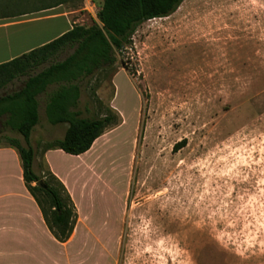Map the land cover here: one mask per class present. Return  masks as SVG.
Masks as SVG:
<instances>
[{"label": "rangeland", "instance_id": "374dc122", "mask_svg": "<svg viewBox=\"0 0 264 264\" xmlns=\"http://www.w3.org/2000/svg\"><path fill=\"white\" fill-rule=\"evenodd\" d=\"M102 4L0 0V25L66 10L73 26L90 27ZM63 26L9 33L37 32L41 43ZM109 110L118 124L73 157L46 152L67 126L49 124L41 104L34 170L64 185L76 216L63 244L6 140L21 137L1 134L0 264H264V0H186L171 17L139 27L114 70L83 84L82 117Z\"/></svg>", "mask_w": 264, "mask_h": 264}, {"label": "trees", "instance_id": "16d2710c", "mask_svg": "<svg viewBox=\"0 0 264 264\" xmlns=\"http://www.w3.org/2000/svg\"><path fill=\"white\" fill-rule=\"evenodd\" d=\"M185 1L103 0L94 25H74L51 43L0 65V92L16 80L27 78L19 91L6 96L0 94V120L5 119L2 134L10 132L21 137H6V140L18 151L25 186L58 242L63 244L70 239L76 216L64 185L57 180L58 190L34 170L36 153L31 137L40 122V98H46L49 124L67 126L64 138L50 144L46 152L59 150L73 157L88 153L109 128L118 124V117L109 110L102 117L83 118L79 111L83 84L98 74L114 70L117 54L122 55L132 46L139 27L171 17ZM52 88L55 89L51 91ZM37 193L43 194L50 213Z\"/></svg>", "mask_w": 264, "mask_h": 264}, {"label": "crops", "instance_id": "0c3cea01", "mask_svg": "<svg viewBox=\"0 0 264 264\" xmlns=\"http://www.w3.org/2000/svg\"><path fill=\"white\" fill-rule=\"evenodd\" d=\"M53 11H56V10H53ZM72 15H73V12H67L65 10V12H63V13H55V14L49 15L48 17H42V18L25 19L26 16H23V17H21L22 18L21 20H16L15 22H9V23H6L4 25H0V31H4V36H5L4 37L5 42L3 44V46H4L3 52L5 53V55H4V58L0 60V65L9 63V62L13 61L14 59H17V58H19L25 54H28V53H30V52L38 49V48H41V47L51 43L52 41L58 39L59 37L63 36L64 34L69 32L70 30H72L73 29V24L71 22ZM56 21H61L64 23L62 30L55 37H52L51 39H46V40L42 41L41 43L34 42L36 40V38H34L35 33H37V32H31V34H27L26 36L25 35L24 36L23 35L17 36L15 40H13L11 38L12 36L9 33V30L12 28L31 26V25H35L38 23H42V22H56ZM26 80H27V78H21V79L16 80L15 82L19 84V87L15 91H19L24 86V83ZM13 85L14 84H12L10 86L12 87ZM7 90H8V88L6 90H4V93L1 94V96H6L9 93L15 92V91L8 92ZM43 100L45 103V114H46V98H45V96H42L40 98L39 116H40L41 104L43 103ZM4 121H5V119L0 120V136H1L2 132H5L3 129ZM61 152H63V151H61Z\"/></svg>", "mask_w": 264, "mask_h": 264}]
</instances>
